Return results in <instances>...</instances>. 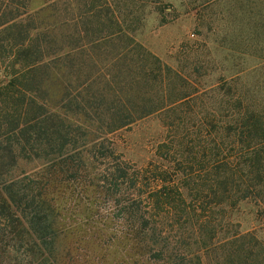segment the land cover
<instances>
[{
	"label": "trees",
	"instance_id": "obj_1",
	"mask_svg": "<svg viewBox=\"0 0 264 264\" xmlns=\"http://www.w3.org/2000/svg\"><path fill=\"white\" fill-rule=\"evenodd\" d=\"M33 1L0 0V264H58L49 188L66 180L122 210L141 264H264V241L226 212L250 201L264 218L261 98L235 78L203 87L139 42L135 4L159 0ZM153 114L175 131L173 166L141 173L108 136ZM24 161L39 171L16 175Z\"/></svg>",
	"mask_w": 264,
	"mask_h": 264
},
{
	"label": "rangeland",
	"instance_id": "obj_2",
	"mask_svg": "<svg viewBox=\"0 0 264 264\" xmlns=\"http://www.w3.org/2000/svg\"><path fill=\"white\" fill-rule=\"evenodd\" d=\"M41 4V0H34L32 8ZM141 4H135L136 11L144 16L136 32L139 42L175 72L198 75L203 87L237 79L236 88L250 89L261 98L264 108V59L258 57H264V27H254L258 22L264 25V0H159L153 5ZM257 13L259 18L254 17ZM194 115L196 122L187 124L197 128L202 113ZM183 132L179 131L181 135ZM193 133L190 131L188 137L197 142ZM174 136L175 131L164 124V116L153 114L108 137L116 154L143 173L149 167L173 166L162 158L165 149L161 145ZM39 165V161L20 162L15 174L34 173ZM49 189L58 211V264H141L135 255L139 247L128 233L125 215L101 189L81 180H66ZM226 212L242 232L256 231L264 241V218L258 217L254 203L244 201ZM176 234L175 227L165 230L164 235L171 238L170 248Z\"/></svg>",
	"mask_w": 264,
	"mask_h": 264
}]
</instances>
